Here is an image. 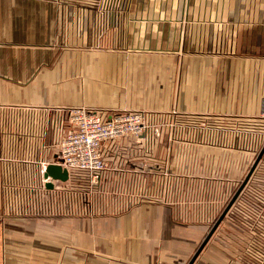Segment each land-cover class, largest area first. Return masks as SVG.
Returning <instances> with one entry per match:
<instances>
[{
	"label": "crops",
	"instance_id": "obj_1",
	"mask_svg": "<svg viewBox=\"0 0 264 264\" xmlns=\"http://www.w3.org/2000/svg\"><path fill=\"white\" fill-rule=\"evenodd\" d=\"M73 106L218 117L104 141L93 198L85 170L44 177ZM263 111L264 0H0V264H264V152L203 245Z\"/></svg>",
	"mask_w": 264,
	"mask_h": 264
},
{
	"label": "built area",
	"instance_id": "obj_2",
	"mask_svg": "<svg viewBox=\"0 0 264 264\" xmlns=\"http://www.w3.org/2000/svg\"><path fill=\"white\" fill-rule=\"evenodd\" d=\"M68 117L71 129L60 142L57 162L68 170L87 171L93 185L100 183L101 173L108 166L102 151L104 141L125 135L160 134V128L149 123L147 112L141 109L73 106L68 108Z\"/></svg>",
	"mask_w": 264,
	"mask_h": 264
},
{
	"label": "rangeland",
	"instance_id": "obj_3",
	"mask_svg": "<svg viewBox=\"0 0 264 264\" xmlns=\"http://www.w3.org/2000/svg\"><path fill=\"white\" fill-rule=\"evenodd\" d=\"M160 76V77H159ZM154 77L155 83H169V81L172 79L165 77L163 75H159ZM128 81V80H127ZM147 80L145 78H134L131 79L130 85H134L137 83H145ZM180 83L181 80L179 77H176L172 80V85L174 86L173 95L176 101L178 102L179 92H180ZM126 109V108H124ZM143 110V109H141ZM156 115V119L154 120L155 127L160 128V132L162 130V126H166L164 130H172V131H178L177 127H186L187 130H210L211 128L215 127V120L218 117V113H181L178 111L177 108H173L171 111H164V112H158L154 113ZM187 116H186V115ZM189 115H195V118L191 121L189 120ZM220 115V114H219ZM187 121V122H184ZM207 130V131H208ZM178 149V147H177ZM90 178V177H89ZM91 190L89 191L91 193V196L94 198V196L99 195L100 193V187L98 185H93L90 182Z\"/></svg>",
	"mask_w": 264,
	"mask_h": 264
},
{
	"label": "water",
	"instance_id": "obj_4",
	"mask_svg": "<svg viewBox=\"0 0 264 264\" xmlns=\"http://www.w3.org/2000/svg\"><path fill=\"white\" fill-rule=\"evenodd\" d=\"M263 152H264V148L262 149V151L260 152L259 156L257 157L254 165L252 166V168L250 169L249 173L247 174L244 182L239 187L238 191L235 193L234 197L232 198V200L230 201L228 206L225 208V210L223 211V213L221 214V216L219 217V219L217 220L215 225L212 227V229L209 232L208 236L204 240L203 245L207 242L209 237L212 235V233L218 227V225L220 224L221 220L223 219V217L225 216V214L227 213L229 208L232 206L233 202L235 201V199L237 198V196L239 195V193L241 192V190L243 189V187L247 183L251 173L253 172L254 168L256 167V165H257L259 159L261 158ZM44 177L47 180L46 185L48 187H52L53 186V181L52 180H54V179H59V180H62V181L67 180L68 177H69V170L66 167H63L59 162L55 161V162H52V163H49V164L46 165L45 171H44ZM196 255H195V257H196ZM195 257H193L192 260H194ZM191 263H192V261H191Z\"/></svg>",
	"mask_w": 264,
	"mask_h": 264
}]
</instances>
